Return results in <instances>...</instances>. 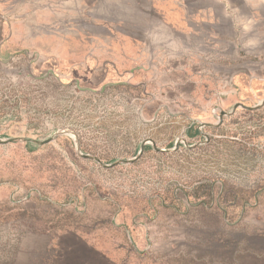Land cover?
I'll return each mask as SVG.
<instances>
[{
  "label": "rangeland",
  "instance_id": "1",
  "mask_svg": "<svg viewBox=\"0 0 264 264\" xmlns=\"http://www.w3.org/2000/svg\"><path fill=\"white\" fill-rule=\"evenodd\" d=\"M220 2L242 32L192 44L182 96L164 77L84 84L46 60L0 64V139L52 137L0 144V264H264V94L249 79L264 78V0ZM144 141L109 169L75 147L111 164Z\"/></svg>",
  "mask_w": 264,
  "mask_h": 264
},
{
  "label": "crops",
  "instance_id": "2",
  "mask_svg": "<svg viewBox=\"0 0 264 264\" xmlns=\"http://www.w3.org/2000/svg\"><path fill=\"white\" fill-rule=\"evenodd\" d=\"M227 8L220 0H0V64L46 60L84 84L96 78L145 86L141 79L164 77L182 96L190 91L178 82L190 71L182 61L200 59L192 44L213 50L242 32ZM259 9L250 8L247 18ZM223 22L226 33L217 30ZM260 73L249 79L263 89ZM177 93L168 92L181 106Z\"/></svg>",
  "mask_w": 264,
  "mask_h": 264
},
{
  "label": "water",
  "instance_id": "3",
  "mask_svg": "<svg viewBox=\"0 0 264 264\" xmlns=\"http://www.w3.org/2000/svg\"><path fill=\"white\" fill-rule=\"evenodd\" d=\"M242 107L244 108H247V109H252V108H248V107H245L243 105H241ZM227 113L225 112H221V115H220V120L222 118L223 115H226ZM52 140V137H49L47 139H44V140H35L33 138H30V137H26V138H9V139H6V140H2L0 139V144L4 145V144H9V143H12V142H16V141H20V142H29V143H33L35 145H43V144H47L49 143L50 141ZM148 142H151V145H152V148L155 150V151H158V152H165L166 150H163V149H158L155 145V143L152 141V140H148ZM145 143H147V141H144L141 145H140V148H139V151L137 153V156L130 159V160H118L116 162H113L111 164H103L101 162V160L97 157H93V156H89V155H85V154H82L80 151H79V148H78V144L75 142V147L77 149V152L79 153V155L82 157V158H85V159H92L94 160L96 163H98L102 168H106V169H109V168H113L119 164H132L133 162H135L142 154L143 150H144V145ZM178 148V144L175 143L174 145V149L173 150H176Z\"/></svg>",
  "mask_w": 264,
  "mask_h": 264
},
{
  "label": "flooded vegetation",
  "instance_id": "4",
  "mask_svg": "<svg viewBox=\"0 0 264 264\" xmlns=\"http://www.w3.org/2000/svg\"><path fill=\"white\" fill-rule=\"evenodd\" d=\"M261 90V92H263V94H264V87H263V89H260ZM242 105V104H241ZM240 105V106H241ZM244 106V105H243ZM242 107V106H241ZM245 107H248V106H245ZM236 108V107H235ZM235 108H234V110H235ZM244 108V107H243ZM249 108V107H248ZM251 108V107H250ZM257 108V107H256ZM255 107L254 108H252V109H249V110H254V109H256ZM247 109V108H246ZM221 112H224V111H221ZM221 112H220V114H219V118H218V121L216 122V124H210V123H206L205 124V126H214V127H219L221 124H222V122H223V117L225 116V115H223L222 116V118H221V120H220V115H221ZM211 115H216V113L214 112V111H212V114ZM227 115V114H226ZM205 126H203V127H205ZM202 127V128H203ZM197 135H199V134H201V132H200V130H196V132H195Z\"/></svg>",
  "mask_w": 264,
  "mask_h": 264
}]
</instances>
